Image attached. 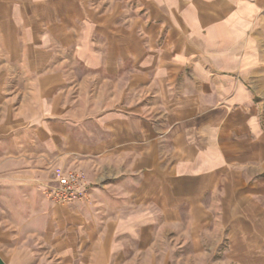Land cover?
<instances>
[{"label":"crops","instance_id":"0c3cea01","mask_svg":"<svg viewBox=\"0 0 264 264\" xmlns=\"http://www.w3.org/2000/svg\"><path fill=\"white\" fill-rule=\"evenodd\" d=\"M263 60L264 0H0V264H264Z\"/></svg>","mask_w":264,"mask_h":264},{"label":"built area","instance_id":"2783aa9c","mask_svg":"<svg viewBox=\"0 0 264 264\" xmlns=\"http://www.w3.org/2000/svg\"><path fill=\"white\" fill-rule=\"evenodd\" d=\"M45 186L47 196L56 203H73L89 199V183L74 169L57 174L53 183Z\"/></svg>","mask_w":264,"mask_h":264},{"label":"rangeland","instance_id":"374dc122","mask_svg":"<svg viewBox=\"0 0 264 264\" xmlns=\"http://www.w3.org/2000/svg\"><path fill=\"white\" fill-rule=\"evenodd\" d=\"M264 67V60H263V65ZM264 71V69H263ZM251 86H252V94H253V97H254V100H257L258 102H260L261 104H263L264 106V72L263 74H256V75H252L251 76ZM68 169L64 168V167H61V166H57L56 169L54 170V174H53V179H46V180H43L41 182V193L46 196V198H48L49 200H51L46 192H45V185L47 184H52L53 183V180L54 178L57 176V174L59 173H62L64 171H66ZM52 201V200H51ZM11 205L13 208L12 209H18V204L14 203V204H9ZM10 221H14L16 222L17 220H10Z\"/></svg>","mask_w":264,"mask_h":264}]
</instances>
